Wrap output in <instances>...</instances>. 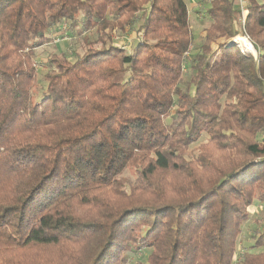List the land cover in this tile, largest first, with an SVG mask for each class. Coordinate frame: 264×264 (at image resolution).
I'll return each instance as SVG.
<instances>
[{
  "label": "trees",
  "instance_id": "obj_1",
  "mask_svg": "<svg viewBox=\"0 0 264 264\" xmlns=\"http://www.w3.org/2000/svg\"><path fill=\"white\" fill-rule=\"evenodd\" d=\"M191 3L0 0V264H264V0Z\"/></svg>",
  "mask_w": 264,
  "mask_h": 264
},
{
  "label": "rangeland",
  "instance_id": "obj_2",
  "mask_svg": "<svg viewBox=\"0 0 264 264\" xmlns=\"http://www.w3.org/2000/svg\"><path fill=\"white\" fill-rule=\"evenodd\" d=\"M186 3L188 4V8L190 10V24L193 34L197 35L200 34L202 31V26L198 22V16L196 14H193L191 12L193 3H191V0H186ZM200 8V7H199ZM66 26L63 25L61 29H63V32H60L61 38L59 37V33H51L50 36L52 39L51 43H47L41 47H39L36 50L35 53V61H36V72H37V87L40 88V80L41 76L46 72L45 69V61L48 56L52 54H60L63 53L67 55V57L72 61L74 59V53L82 52L83 48V42L86 43L87 41H93L95 36L93 32L88 33L86 38L84 36H75L73 34H70L69 31L65 28ZM236 37V36H235ZM135 35L130 34L123 37L115 36L114 40L115 42L122 46L126 51L130 50L131 47L134 45L135 42ZM234 38V37H233ZM230 38L228 40L223 41V43L230 41ZM229 43V42H228ZM228 45V44H227ZM43 87H45V84H42ZM181 89H184V84L181 85ZM41 92L38 90H34V101H38L40 99ZM124 178L127 179L129 183H132L133 181V175L131 172H125ZM253 208H250L249 211L252 212V216L250 217V220L244 225L242 229V233L239 236V250L240 252L246 250L251 244H252V237L254 234V230L258 229L261 225H263L264 222V213H262V210L264 207L262 204L254 203Z\"/></svg>",
  "mask_w": 264,
  "mask_h": 264
},
{
  "label": "built area",
  "instance_id": "obj_3",
  "mask_svg": "<svg viewBox=\"0 0 264 264\" xmlns=\"http://www.w3.org/2000/svg\"><path fill=\"white\" fill-rule=\"evenodd\" d=\"M239 4L238 6L241 8L244 5V0H238ZM245 41H246V45L244 44V42H235L234 38L231 39L228 42H232L234 43V45L239 49L240 54L242 55H246V54H250L252 57H256V51L254 50V47L252 45V43L250 42V40L248 39L247 36L243 35V34H239ZM237 35V36H239ZM228 42H225L224 44L227 45Z\"/></svg>",
  "mask_w": 264,
  "mask_h": 264
},
{
  "label": "bare ground",
  "instance_id": "obj_4",
  "mask_svg": "<svg viewBox=\"0 0 264 264\" xmlns=\"http://www.w3.org/2000/svg\"><path fill=\"white\" fill-rule=\"evenodd\" d=\"M234 40H235V42H244V44L246 45L247 43H246V41L239 35V36H236L235 38H234Z\"/></svg>",
  "mask_w": 264,
  "mask_h": 264
},
{
  "label": "water",
  "instance_id": "obj_5",
  "mask_svg": "<svg viewBox=\"0 0 264 264\" xmlns=\"http://www.w3.org/2000/svg\"><path fill=\"white\" fill-rule=\"evenodd\" d=\"M228 45L234 46V43H232V42H229V43H228Z\"/></svg>",
  "mask_w": 264,
  "mask_h": 264
},
{
  "label": "crops",
  "instance_id": "obj_6",
  "mask_svg": "<svg viewBox=\"0 0 264 264\" xmlns=\"http://www.w3.org/2000/svg\"><path fill=\"white\" fill-rule=\"evenodd\" d=\"M236 4L238 5L239 4V1L238 0H236ZM254 209V208H253Z\"/></svg>",
  "mask_w": 264,
  "mask_h": 264
}]
</instances>
